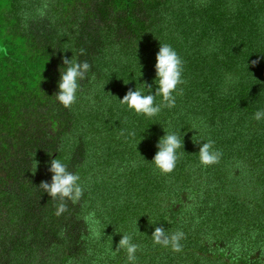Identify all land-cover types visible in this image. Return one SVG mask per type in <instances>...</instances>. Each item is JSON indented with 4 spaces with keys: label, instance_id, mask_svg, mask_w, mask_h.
<instances>
[{
    "label": "trees",
    "instance_id": "16d2710c",
    "mask_svg": "<svg viewBox=\"0 0 264 264\" xmlns=\"http://www.w3.org/2000/svg\"><path fill=\"white\" fill-rule=\"evenodd\" d=\"M44 2L0 0V264H129L108 251L123 234L140 246L135 264H264V119L253 118L264 109V0H47L41 17ZM165 43L184 62L183 94L136 115L119 99L143 84L154 93ZM62 57L91 65L71 108L55 98ZM169 132L183 155L162 175L151 161ZM209 139L223 155L204 167ZM55 158L84 187L59 217L38 188ZM159 226L185 233L181 252L153 244Z\"/></svg>",
    "mask_w": 264,
    "mask_h": 264
},
{
    "label": "clouds",
    "instance_id": "9594fccd",
    "mask_svg": "<svg viewBox=\"0 0 264 264\" xmlns=\"http://www.w3.org/2000/svg\"><path fill=\"white\" fill-rule=\"evenodd\" d=\"M48 8L47 0L39 9L41 17L46 15ZM159 51L155 56V82L156 88L153 93L151 84H143L142 89H128L122 99H119L121 105L127 106L136 115H143L147 118L156 117L164 108H174L176 105V96L183 94V89L180 85L186 83L182 79L184 62L178 53L167 43L159 44ZM80 55L85 54V49L79 50ZM62 63L65 67L60 72L58 81V92L55 94L56 100L64 107L71 108L77 101V93L80 90V81L87 77L91 65L88 61H77L73 58L62 57ZM252 66L259 63V58L252 60ZM248 67V65H247ZM145 90L147 94H145ZM156 97H161L160 103H156ZM256 121L264 119V109L257 110L253 117ZM121 135L124 132L121 131ZM130 136H135V132H130ZM198 143V142H197ZM214 141L211 139L206 143H202L199 147V163L201 166L209 167L218 164L223 155L222 151L214 148ZM158 149L155 153L152 164L155 169L162 175L171 174L177 165L178 160L183 155V152L178 150L183 149V140L176 132L165 133L157 144ZM48 171L52 173L51 181H41L38 188L47 193V195L55 201L54 214L59 217L68 211V202L72 204L78 203L83 194L84 187L81 185L80 176L68 170L67 164L60 159H52ZM85 223L88 225L89 232L94 239L101 240L104 232L102 230L101 221L96 217L94 211H90L84 217ZM154 245H159L164 248H170L173 252L179 253L183 250L181 241L186 239L183 231L177 230L169 234L163 227H155L151 234ZM139 245L133 243L131 234H123L116 245L115 250L110 247L108 251L112 256H115L120 250L126 252L127 261L129 264H135L137 260L136 253Z\"/></svg>",
    "mask_w": 264,
    "mask_h": 264
}]
</instances>
